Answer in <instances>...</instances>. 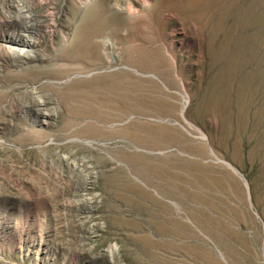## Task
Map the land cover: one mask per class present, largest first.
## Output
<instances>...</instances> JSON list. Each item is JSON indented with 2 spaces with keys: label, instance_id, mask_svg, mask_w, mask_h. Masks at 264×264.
<instances>
[{
  "label": "rangeland",
  "instance_id": "1",
  "mask_svg": "<svg viewBox=\"0 0 264 264\" xmlns=\"http://www.w3.org/2000/svg\"><path fill=\"white\" fill-rule=\"evenodd\" d=\"M18 1L0 264H264V0Z\"/></svg>",
  "mask_w": 264,
  "mask_h": 264
},
{
  "label": "bare ground",
  "instance_id": "2",
  "mask_svg": "<svg viewBox=\"0 0 264 264\" xmlns=\"http://www.w3.org/2000/svg\"><path fill=\"white\" fill-rule=\"evenodd\" d=\"M18 2L26 4L27 8H29L30 10H32V8L35 6V3L33 0H19ZM32 16H22V18L27 19V20L25 21L21 20V22H17V26L19 28L18 31H20L18 34H16L17 29H15V32L11 34H5L3 31V28L5 26L11 25V21L3 20L2 18H1L2 20L0 19V49L8 53L15 54L20 57L23 55H27L28 58L29 57L31 58V56L33 55L34 49L38 45V40H39V31L37 30L38 23L32 20ZM42 103L44 102H39L38 106H41ZM41 111L40 112L35 111V110L33 111V113H35L34 115L36 118V123L38 122L41 125L52 124V122L56 118L57 113L54 111H50L49 113H42ZM50 236H51V232L49 233V237ZM48 240L46 241V244L40 243V245L37 246L38 252L49 250Z\"/></svg>",
  "mask_w": 264,
  "mask_h": 264
}]
</instances>
